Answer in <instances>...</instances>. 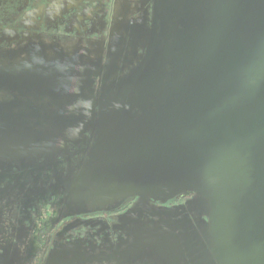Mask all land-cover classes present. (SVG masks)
Segmentation results:
<instances>
[{
  "label": "water",
  "instance_id": "obj_1",
  "mask_svg": "<svg viewBox=\"0 0 264 264\" xmlns=\"http://www.w3.org/2000/svg\"><path fill=\"white\" fill-rule=\"evenodd\" d=\"M145 5L144 16L126 27L120 16L112 27L104 68L98 59L80 66L76 81L63 73L51 85L75 89L76 104L62 115L76 116V134L94 136L82 169L62 187L65 216L138 198L126 221L149 201L193 192L210 254L189 241L197 235L183 207L163 208L148 210L158 221L133 225L116 264H264V0ZM91 75L104 81L96 98L83 96ZM76 244L55 247L44 264H91Z\"/></svg>",
  "mask_w": 264,
  "mask_h": 264
},
{
  "label": "flooded vegetation",
  "instance_id": "obj_2",
  "mask_svg": "<svg viewBox=\"0 0 264 264\" xmlns=\"http://www.w3.org/2000/svg\"><path fill=\"white\" fill-rule=\"evenodd\" d=\"M146 8L145 0H0V260L4 264H44L51 250L67 243H78L80 254L94 260L91 264H116L114 258L132 243L133 225L158 221L157 213L152 216L148 210L182 207L185 211L180 209L179 215L185 218L187 231L197 235L189 241H199L202 252L210 254L208 230L200 229L208 219L193 203V192L164 204L149 201L147 210L127 222L123 217L140 204L138 198L106 212L65 216L67 193L62 187L82 169L94 136L90 130L76 134V116L62 115L76 104L75 89L51 85L63 73L76 81L82 76L80 66L98 59L104 68L118 18L124 17L126 27L144 16ZM126 35L123 28L120 45L129 51ZM90 79L93 83L84 87L83 96L96 98L104 81L102 76Z\"/></svg>",
  "mask_w": 264,
  "mask_h": 264
}]
</instances>
